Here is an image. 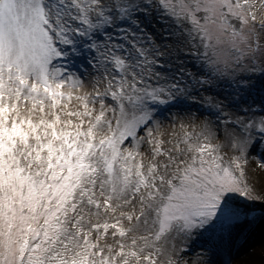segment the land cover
<instances>
[{"label": "snow or ice", "instance_id": "obj_1", "mask_svg": "<svg viewBox=\"0 0 264 264\" xmlns=\"http://www.w3.org/2000/svg\"><path fill=\"white\" fill-rule=\"evenodd\" d=\"M264 0H0V264H264Z\"/></svg>", "mask_w": 264, "mask_h": 264}, {"label": "rangeland", "instance_id": "obj_2", "mask_svg": "<svg viewBox=\"0 0 264 264\" xmlns=\"http://www.w3.org/2000/svg\"><path fill=\"white\" fill-rule=\"evenodd\" d=\"M261 237H262V232L258 231L256 235L249 241V243L253 246V248L251 249L252 251L258 248V244L259 241L261 240Z\"/></svg>", "mask_w": 264, "mask_h": 264}, {"label": "bare ground", "instance_id": "obj_3", "mask_svg": "<svg viewBox=\"0 0 264 264\" xmlns=\"http://www.w3.org/2000/svg\"><path fill=\"white\" fill-rule=\"evenodd\" d=\"M258 231H260V230H257V232H258ZM257 232H256V233H257ZM256 233H255V235H256ZM255 235H254V236H255ZM254 236H253V237H254ZM253 237H252V238H253ZM262 245H264V232H262V237H261V240L259 241L258 248H257L256 250H253V252H254V253H258V251H259V249H260V247H261Z\"/></svg>", "mask_w": 264, "mask_h": 264}]
</instances>
